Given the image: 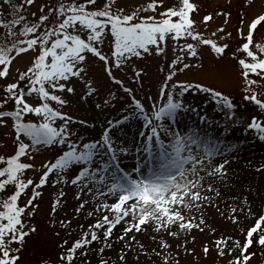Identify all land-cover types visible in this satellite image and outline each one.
<instances>
[{
    "label": "snow or ice",
    "instance_id": "6c2138e0",
    "mask_svg": "<svg viewBox=\"0 0 264 264\" xmlns=\"http://www.w3.org/2000/svg\"><path fill=\"white\" fill-rule=\"evenodd\" d=\"M114 2L115 0H107L102 8L96 9L89 7L95 4V0H81L79 3L77 0H57L56 6L47 8V14L41 6L38 20L29 24L26 17L20 13L23 11L24 4L31 6L34 0H22L21 4H15L13 0H0V7L9 6L14 13L7 20L0 18V28L5 30L0 38V78H7L11 74L10 66L14 59L30 51L33 53L29 65L24 70H18L12 82L5 84L4 95L0 99V105L7 104L9 101L14 104L12 110H0V128L13 130L15 144L14 154L6 158L0 156V164L3 165L0 166V190H5L9 184L14 186V191L0 202V264H18L25 238L30 232H35V228L26 230L23 216L33 215L37 207L34 200L41 194L37 189L45 186L50 179L53 186L67 183L73 186L80 185V191L76 194L77 199L83 194L84 188H87L89 192L93 191V188L89 187L90 183H98L107 189V192L96 189L98 195L110 194L118 197L110 205L103 204L99 208L101 211L110 213L111 218L107 214L101 215L95 223L88 226L89 231L83 232L81 237L68 247H65L68 244L67 240L60 242L58 246L61 251L58 255V264H74L78 250L85 249L93 241L98 240L96 231L98 229H103V237L107 242L112 235L113 227L121 221L127 223L128 226L123 229L120 240H124L133 231L139 232L141 226L147 222L155 224V231L159 232L164 229L171 236L178 234L170 231L172 225H178L179 231L183 232H189L193 228L203 231L207 227L203 216L197 222L195 218L186 217L182 213V208L200 209L201 205L196 201L208 200V197L200 195L201 182L204 179L200 172L204 171L206 175L216 178L226 177L224 164L227 161L208 171L204 160L212 158L217 152L216 146L202 141L199 133L193 129L182 134L181 131L173 130L171 126H165L159 121L162 117L174 119L177 110L185 108L180 98L190 90L209 94L214 104L220 106L221 110H226V117L233 116L235 105L222 92L203 84L186 81L173 82L177 73H183L193 67L184 62L186 58L197 56L196 45L193 43H185L179 49V55L167 64L169 71L158 93L166 97V103L162 107H157L155 102L146 105L137 99L131 88L124 86L123 81L112 75L110 65L114 63V66L119 68L129 57H140L144 53H149L152 50L151 46L155 47L157 55L165 53L162 44L168 36H171L173 40L191 37L201 45H210L216 54H222L227 45H217L213 40L203 38L201 33L192 30L194 22L190 19V12L195 10V5L190 3V0H180L178 8H166L159 14V19L155 15L137 16L136 11L124 14L123 9L113 12ZM156 4L157 0H151L146 8L137 11L155 12ZM248 7H252V4L249 3ZM223 15L227 18L229 14L223 13ZM49 16L54 17L51 23H48ZM210 19V15L203 17L204 22ZM262 23H264V10L251 19L247 25L246 35L242 30H238L244 42L236 51L243 52L247 58H251L250 61L246 58L238 59L240 76L245 85L258 83L257 80L250 79V74L264 80V44H257L255 51L250 47L254 39V30ZM218 31L222 32L223 28ZM109 32L113 38L111 52L113 61H110L109 57L97 47L102 42L104 34ZM173 51L175 52L176 49ZM88 54L102 61L108 77L113 83L121 85L122 90L128 94L130 107L134 109L131 115L139 116L143 122L145 131H141L139 135L147 138L144 143L147 144L154 138L155 145L164 147L160 134L170 138L167 147L160 152L161 174L153 175L150 179H132L127 173L116 179L113 174L111 177L113 182L110 185L106 184L105 181L109 179V176L105 173H108L110 168H114L117 173L120 172L117 153L127 152L125 147L115 146L116 142L111 135V130L128 121L130 115L124 114L122 110L118 118L106 119V126L102 128L98 140L82 142L77 138L79 134L73 130L72 125L77 123L85 125L86 130L88 122L76 120L67 113L50 106L49 102H55L61 106L68 103L61 95L55 93L74 92V88L68 87L67 82L73 77L83 78L84 64ZM233 55L235 56V53ZM135 75L139 77L140 72L137 71ZM91 85L92 82L87 81L85 98L95 93ZM245 91L247 94L244 99L258 109L260 117H264V100L258 98L257 93L250 87H246ZM33 94L38 101L35 105L29 102ZM110 100L115 102V97L111 93H109V99L103 100V106H107ZM95 107L99 109L102 104L98 103ZM191 110L196 111V109ZM27 114L34 115L40 122H25L23 117ZM198 119L204 120L206 117L199 116ZM57 120L61 121L58 125ZM246 129L254 130L259 139L264 141V124L260 122L257 115L250 118ZM25 138L29 142H25ZM201 143L204 144L203 152L199 156L194 155L192 146L199 147ZM53 146H62L61 151L41 164L38 182H34L31 178L22 179L25 170L33 168L32 163L22 162V158L34 160L41 147L47 149ZM168 149L171 151L169 152ZM182 152H187V155H182ZM105 155L108 157L105 163L100 167H92L94 158ZM185 165H190V167L186 168ZM261 170H264V164L257 169V171ZM69 172L73 173L71 177L68 176ZM52 177L55 178L52 179ZM29 186H32V195L21 206L18 203L19 198L22 194L26 195L25 190ZM208 188L214 190L211 184ZM216 194L219 195L218 192ZM59 196L63 198L65 192L61 191ZM60 202V200L54 202L53 213L56 212L55 205ZM245 206H247L246 212L244 211ZM83 207L84 204L81 203L75 211L80 212ZM217 210L219 211V208ZM230 212L231 215L226 218L230 219L233 224L238 223L239 214L251 218L253 222L250 226L241 229L242 240L233 239L231 236L217 238L213 242L217 255L218 257L229 256L227 264H250L255 253L250 252L249 249L254 245L264 249V207L253 211L245 197L239 213L235 207L231 208ZM92 214V212L88 213L89 216ZM220 215L224 216L225 213L220 212ZM129 216L131 222L126 220ZM211 231L215 232L216 229H211ZM89 236L90 239H88ZM131 239L134 241L135 237ZM105 246L111 247V244L106 243ZM159 247L167 249L169 245L161 240ZM126 248L135 250L131 243H127ZM139 248L147 252L143 245ZM209 250V245L204 244L202 251L205 256L208 255ZM103 251L104 248L101 247L99 252L103 253ZM185 251L191 252L192 250L185 248ZM235 253L239 254L235 255ZM80 254L82 257L86 256L87 251H81ZM139 254L137 252V257ZM155 255L162 257L163 264H178V261H174L168 255L160 252H155ZM118 260L120 264H128L127 253L120 255ZM40 264H43V259ZM99 264H108V261L101 259Z\"/></svg>",
    "mask_w": 264,
    "mask_h": 264
},
{
    "label": "rangeland",
    "instance_id": "374dc122",
    "mask_svg": "<svg viewBox=\"0 0 264 264\" xmlns=\"http://www.w3.org/2000/svg\"><path fill=\"white\" fill-rule=\"evenodd\" d=\"M171 0H157V3L163 4L160 9H156L155 12H151V15H155L159 19V14L161 10L169 4ZM195 3H202L205 1L206 7L210 10L215 8H233V14L231 13L228 16V19L222 17H213L211 21L204 22L202 17H197L192 30L194 32L201 33L203 38L211 39L217 45H227L226 51L222 55H215L210 46L201 45L198 41H194L192 38L186 37L179 40H173L171 36L166 37V41L162 46L165 48V53L157 55L155 52V47H152V50L149 53H144L140 57L131 56L129 59L124 61L119 68L114 66V63L111 64L112 75L115 76L118 80L123 81V85L130 87L133 90V94L141 102L146 105H151L155 102L157 107H162L166 103V97L159 95V88L161 87L165 77L168 74L167 64L175 58L176 55H179V49L185 43H193L196 45L197 56L195 58H186L185 63L193 65L190 69L184 71L183 73H177L174 77V81H186L190 83H200L206 87H211L214 90L222 92L224 95H228L232 103L235 105L234 113L232 117H226L225 111L221 110L220 106L214 104L211 100V96L206 93H200L190 90L189 93H186L182 98L185 105L184 109L177 110V112L184 113L189 117L190 114L197 113L203 114L206 117V120L212 122L215 125L216 133L219 135L220 131L223 134L224 131L229 129L230 125L233 122L240 120L243 125H246L250 122V118L253 115H257L258 119L262 124H264V117L258 115V109L247 100L244 99L246 95L245 88L250 87L256 93L258 98L264 100V80L259 77L254 78L258 83L254 85H245L240 76V68L238 66L239 58H246L250 61L251 58H247L243 52H237L236 50L243 43V39L240 35V31L237 33V29L242 30L245 34V30L248 22L255 17L261 10H264V0H193ZM151 0H115L112 5V10L117 12L119 9H123L128 13H132L138 10L143 5L148 4ZM257 2H260V8L254 7ZM15 4H21L22 0H15ZM57 3V0H34V3L31 6L26 4L23 5V11L21 15H24L29 24L38 20L41 14V6L44 7V13L47 14V8L53 6ZM251 3L252 7H248V4ZM1 10H5V6L0 7ZM239 10H242L239 13ZM35 13V16H33ZM201 15V13H200ZM239 16L242 17L243 23L239 22ZM233 22L235 26H233ZM223 28V31H218V29ZM18 31V28H17ZM215 33V35H213ZM230 35H227L229 34ZM1 34V31H0ZM223 37V39H221ZM257 44H264V27L259 26L255 32L252 45V50H256ZM102 53L106 54L109 57L110 61H113L111 52L113 46L111 44L110 32L104 34V38L100 44L97 45ZM173 49H176L174 52ZM186 52V50H185ZM235 53V56L233 55ZM32 52L27 53V58L23 66L18 64L21 57L26 56V54L21 55L19 58L13 60L10 68L11 74L7 78H0V99L3 97V89L5 84L12 82L13 76L17 73L18 70H24L26 66L29 65L30 57ZM206 58L209 61H206L202 66L203 59ZM207 63L208 67L207 68ZM139 71V77H136L135 73ZM104 71V64L100 60H96L94 57L89 54L86 57V63L84 64V73L83 78L73 77L70 78L67 82L68 87L74 88V92L68 93L64 91L60 95L68 101L64 108L55 103H50L55 109H58L68 115L74 117L76 120H84L88 122L87 128L92 127L93 132L86 137V140L95 141L99 139V135L103 127L106 126V119L118 118L121 115L122 110L125 111L126 107H130L129 97L126 96V93L122 88H118L110 84ZM87 81L92 82V87L95 89V93L88 98H85V92L87 89ZM261 83V85H259ZM109 93L115 97V102L110 100L107 106H103V100L109 99ZM151 97L152 99H148ZM29 102H33L32 97L29 98ZM102 104L101 108H96V104ZM10 101L7 104L0 105V110L7 108L5 105H9ZM117 108V115L110 117L111 113ZM132 111V109L130 107ZM191 109H196L192 111ZM25 121H32L33 117L30 114H27L23 117ZM219 123L216 124V120ZM166 121H172L168 117H162L159 121L165 126H170V123ZM61 121L57 120L56 124L58 125ZM197 122V119L191 120V122L186 125V127H191L195 131H199L200 125L198 127H193ZM227 122L229 127H227ZM11 122L9 121V124ZM179 125L171 126L173 130ZM80 127H84L81 124H73L72 128L74 131H78ZM207 127V126H205ZM185 129L182 134H186L189 129ZM197 129V130H196ZM219 129V130H218ZM95 130V131H94ZM178 130V129H177ZM181 131V130H179ZM122 135V140L127 136V131H120L113 133V136L116 144L115 146L120 147V139ZM202 134L199 135L200 138ZM95 137V140L93 139ZM25 142H29L25 138ZM15 144L13 141V130L11 128H0V156H9L13 152ZM128 145H123L121 147H127ZM132 145H130L131 147ZM62 146H53L50 148H40V151L36 153L34 160H29L28 158H22V162H28L33 164V168L25 170L22 178L28 179L31 178L34 182H38L40 173V166L43 162L53 158L58 152L61 151ZM79 147V146H78ZM204 149V144L201 143L199 147L192 146V151L194 155L199 156ZM223 151V150H222ZM223 153L224 160H226L231 168H226L224 166V171L226 172V177L216 178L206 175L204 171L200 172V175L204 177L202 180L200 195L208 197L206 201H196L200 203L201 207L199 210L196 208L183 209L182 213L186 217L195 218L196 221H199V218L203 216L205 224L207 227L203 231H200L197 228L191 229L189 232L179 231L178 225L170 226V231L177 232L176 236H171L167 231L161 229L159 232L155 231V224L147 222L141 226L139 232L133 231L129 233L124 240H120L119 237L123 235V229L128 226L127 223L121 221L116 224L112 229V235L105 242L103 237V231L101 229L96 230L98 235V240L93 241L90 245L86 246L85 249L78 250L75 260L81 256V251H87V255L83 256L85 262L82 261V264H99V260H107L108 264H117L112 258L115 256L124 255L127 253V257L130 258V263L132 264H163V259L161 256L155 255V252H160L163 255L170 256L174 261H178V264H227L230 259L229 256L225 255L224 257H218L216 249L213 242L220 236H231L233 239H243V234L241 233L242 228L250 226L253 222L251 218H244L245 221L239 222L242 216L238 215V223L233 224L230 219L226 217L231 215L230 209L235 207L238 210L244 204V198L239 200V193L241 194L242 189H246V184L249 187H254L255 196L258 198V202L255 204L257 210L264 207V170L257 171L260 165L264 164V148L260 151L258 155V150L252 152H245V155L242 158L241 162L238 161V157L233 154ZM182 155H187V152H182ZM236 158V159H235ZM101 159V156L97 160V164L93 162L92 167L98 166V161ZM204 163L208 171H211L212 167L220 165L218 160L212 156L210 160H204ZM185 167H190V165H185ZM150 172H147L143 175H140L138 179H143L144 176L150 175ZM166 174V173H165ZM174 174V170H173ZM72 172L68 173V176L71 177ZM154 175H159L155 174ZM137 176H134V178ZM55 177H52L54 179ZM191 178V177H189ZM211 184L214 190H209L208 185ZM239 184L241 187H239ZM247 186V187H248ZM80 185L73 186L71 183L66 185L53 186L51 179L49 182L37 189L41 194L35 198L34 204L37 206L34 209L32 216H27L25 221L26 229L35 228V232H30L31 236L27 241H25L23 250L20 253V260L18 264H40L41 259H43V264H58V255L61 251V248L58 246L63 240H67L68 244L65 247H68L76 239H79L83 232L89 231V225L95 223L101 215L111 214L107 211L99 210L100 206L103 204H111L115 202L113 195H98L96 189H99L102 192H107L106 188L100 186V184H89V187L93 188L92 192H89L87 188L83 189V194L79 199L76 198V194L80 191ZM242 188V189H241ZM61 191L65 192V196L61 198L59 193ZM26 195L22 194L23 202L26 203V200L29 196L32 195V186H29L26 190ZM219 193L217 195L216 193ZM243 195V194H242ZM110 196V197H109ZM104 201H99L103 198ZM110 199V200H107ZM60 200L61 202L56 204V212H52V207L54 202ZM248 205L250 202L247 198ZM83 203L84 207L80 212H76L75 209ZM130 203V202H129ZM251 206V205H250ZM219 208V211L217 210ZM247 211V206H246ZM89 212L93 214L88 215ZM220 212H224L225 215L221 216ZM126 220L131 222V217H127ZM64 221H69L70 223H62ZM241 224V225H240ZM211 229H216L215 232ZM135 237L133 241L131 238ZM113 237V238H112ZM90 239V236L88 237ZM164 240L169 247L167 249H161L159 247L160 241ZM115 241H121L122 245L119 247L115 244ZM187 241V243H185ZM111 244V247L105 246ZM131 243L133 249L128 250L126 244ZM209 245V253L207 256L203 254L202 248L204 244ZM143 245L147 252L140 249L139 246ZM14 247L16 245H13ZM251 247L250 252L255 253L259 247ZM103 247V253L99 252V249ZM185 248L191 249V252H186ZM123 249V251H122ZM155 250V252L153 251ZM137 252L139 256L137 257ZM239 253H235L238 255ZM250 264L252 261L250 260Z\"/></svg>",
    "mask_w": 264,
    "mask_h": 264
},
{
    "label": "bare ground",
    "instance_id": "6f19581e",
    "mask_svg": "<svg viewBox=\"0 0 264 264\" xmlns=\"http://www.w3.org/2000/svg\"><path fill=\"white\" fill-rule=\"evenodd\" d=\"M256 8H260V2H257L255 4ZM26 59V56H23L21 57V59L19 60L18 64H21L23 62V60ZM127 114H130L131 112L129 110H127L126 112ZM140 122H137L136 124H133V127L134 129L138 128ZM126 126V124H125ZM143 128V122L141 123V125L139 126V130ZM95 131V130H94ZM93 132V129H90V130H83V133H86V134H89V133H92ZM232 133L237 136L240 140H244L246 138V134L244 133V130H243V125L241 124L239 127H237L236 129H233ZM250 145V144H249ZM251 147L249 146H238L236 148V156L239 158L237 162H241L242 161V158L243 156L245 155V152L248 151V152H252V151H256L258 150V155L260 154V151L264 148L263 145L260 143V142H254L253 144L250 145ZM231 166H229V168H231ZM248 185L246 184V189H242L241 190V194L239 193V200L241 201V198L242 197H247L249 202H250V205H251V208L253 211H256L257 210V207H256V203L258 202V198H256L254 192H255V189L254 187H247ZM239 187H241V185L239 184ZM243 194V195H242ZM110 197V196H109ZM106 199V198H104ZM100 201H103V199H101ZM246 208V206H245ZM244 208V211L246 212V209ZM240 216H242L243 218H240L239 222L241 221L244 222L246 218L245 215L243 214H239ZM241 225V224H240ZM105 227H107V225H105ZM103 231V229H101ZM113 238V237H112ZM115 244L119 247L120 245H122L121 241H115ZM119 257V256H118ZM118 257L115 256L113 257L112 255V258L114 259V261L117 263V264H120L119 260H118ZM128 258V264H132L130 263V258ZM82 261L85 262V258L82 259V256H79L74 264H82Z\"/></svg>",
    "mask_w": 264,
    "mask_h": 264
},
{
    "label": "trees",
    "instance_id": "16d2710c",
    "mask_svg": "<svg viewBox=\"0 0 264 264\" xmlns=\"http://www.w3.org/2000/svg\"><path fill=\"white\" fill-rule=\"evenodd\" d=\"M12 16H10V17H8V18H5V20H7V19H9V18H11ZM0 198H1V196H0Z\"/></svg>",
    "mask_w": 264,
    "mask_h": 264
}]
</instances>
